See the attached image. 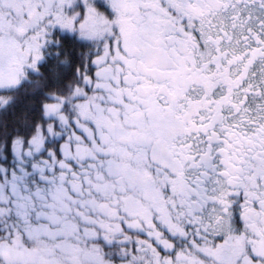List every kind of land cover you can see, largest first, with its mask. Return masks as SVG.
Masks as SVG:
<instances>
[{"label": "snow or ice", "instance_id": "1", "mask_svg": "<svg viewBox=\"0 0 264 264\" xmlns=\"http://www.w3.org/2000/svg\"><path fill=\"white\" fill-rule=\"evenodd\" d=\"M0 264H264V0H0Z\"/></svg>", "mask_w": 264, "mask_h": 264}]
</instances>
